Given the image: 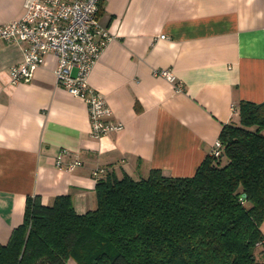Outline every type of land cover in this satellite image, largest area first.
<instances>
[{
	"label": "crops",
	"instance_id": "obj_1",
	"mask_svg": "<svg viewBox=\"0 0 264 264\" xmlns=\"http://www.w3.org/2000/svg\"><path fill=\"white\" fill-rule=\"evenodd\" d=\"M23 4L0 0V24ZM98 19L113 38L88 81L111 108L107 122L122 125L100 138L90 135L84 102L56 81L53 53L12 84L9 68L26 44L0 39L1 243L22 223L28 195L51 204L69 194L77 213L94 208L95 169L193 175L222 126L239 121V102L264 101V0H99Z\"/></svg>",
	"mask_w": 264,
	"mask_h": 264
},
{
	"label": "trees",
	"instance_id": "obj_2",
	"mask_svg": "<svg viewBox=\"0 0 264 264\" xmlns=\"http://www.w3.org/2000/svg\"><path fill=\"white\" fill-rule=\"evenodd\" d=\"M238 115L191 176H97L84 213L69 194L26 196L0 264H264V101L241 100Z\"/></svg>",
	"mask_w": 264,
	"mask_h": 264
},
{
	"label": "built area",
	"instance_id": "obj_3",
	"mask_svg": "<svg viewBox=\"0 0 264 264\" xmlns=\"http://www.w3.org/2000/svg\"><path fill=\"white\" fill-rule=\"evenodd\" d=\"M99 0H24L20 16L0 24V39L25 43L22 60L9 68L12 84L29 81L45 57H56L54 75L60 86L80 98L87 109L90 135L100 138L122 125L110 124L106 118L111 108L106 98L89 81L88 76L105 45L113 38L98 19ZM164 37V35H161ZM154 74L174 81L170 69ZM222 144L213 142L210 155L217 156ZM75 159L67 169L80 165ZM56 165L61 166L58 157ZM102 169L92 173L96 178Z\"/></svg>",
	"mask_w": 264,
	"mask_h": 264
},
{
	"label": "rangeland",
	"instance_id": "obj_4",
	"mask_svg": "<svg viewBox=\"0 0 264 264\" xmlns=\"http://www.w3.org/2000/svg\"><path fill=\"white\" fill-rule=\"evenodd\" d=\"M260 228L264 234V221L261 223ZM263 247L258 246L257 248L254 249V254L256 256V259L258 261H263L264 262V250L262 251ZM69 263H72L71 261Z\"/></svg>",
	"mask_w": 264,
	"mask_h": 264
}]
</instances>
